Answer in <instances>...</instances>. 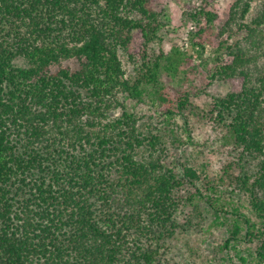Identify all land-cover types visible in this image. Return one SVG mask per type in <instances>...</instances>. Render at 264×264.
Here are the masks:
<instances>
[{"label": "trees", "instance_id": "16d2710c", "mask_svg": "<svg viewBox=\"0 0 264 264\" xmlns=\"http://www.w3.org/2000/svg\"><path fill=\"white\" fill-rule=\"evenodd\" d=\"M168 1L0 0V264H182L177 242L206 219L198 206L181 218L200 176L171 164L160 131L126 105L160 84L163 66L178 68L175 50L150 56ZM213 1L188 15L198 35ZM242 32L220 44L211 77L229 90L209 115L239 160L257 162L235 179L264 264V0H234L219 35Z\"/></svg>", "mask_w": 264, "mask_h": 264}, {"label": "rangeland", "instance_id": "374dc122", "mask_svg": "<svg viewBox=\"0 0 264 264\" xmlns=\"http://www.w3.org/2000/svg\"><path fill=\"white\" fill-rule=\"evenodd\" d=\"M233 2H211L206 9L217 17L198 35L199 27L188 15L201 6L202 0H169L164 26L151 44L150 56L174 55L175 50L180 59L178 68L170 72L163 66L157 87L147 86L141 99L126 100L144 127L160 131L171 164L180 172L183 164L192 165L200 176L184 192L191 199L181 218L193 216L198 206L206 219L199 225V218H193L194 225L177 242L174 253L182 264H261L255 255L256 243L248 242L244 235L246 220L254 221V212L235 179L241 174L240 165L254 171L257 162L251 158L246 159L247 163L239 160V151L226 129L209 115L213 98L229 90L223 82L211 77L223 53L220 44L244 34L231 39L228 33L219 35ZM123 62L127 73L135 74L133 63L126 58ZM185 96L190 104L181 114L179 99ZM169 109L175 112L172 120L167 114ZM236 226L241 227V232L235 240L232 231Z\"/></svg>", "mask_w": 264, "mask_h": 264}]
</instances>
